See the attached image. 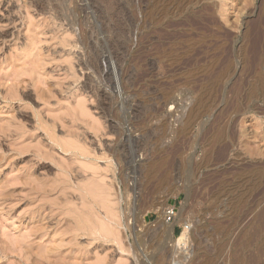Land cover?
Listing matches in <instances>:
<instances>
[{
	"label": "rangeland",
	"instance_id": "rangeland-1",
	"mask_svg": "<svg viewBox=\"0 0 264 264\" xmlns=\"http://www.w3.org/2000/svg\"><path fill=\"white\" fill-rule=\"evenodd\" d=\"M262 18L0 0V264H173L185 224L183 264H264V66L244 60Z\"/></svg>",
	"mask_w": 264,
	"mask_h": 264
},
{
	"label": "bare ground",
	"instance_id": "bare-ground-1",
	"mask_svg": "<svg viewBox=\"0 0 264 264\" xmlns=\"http://www.w3.org/2000/svg\"><path fill=\"white\" fill-rule=\"evenodd\" d=\"M262 19H264V18H262ZM203 21H205V20H203ZM207 21V20H206ZM205 21V22H206ZM196 23V22H195ZM199 23V22H198ZM197 23V24H198ZM206 23H208V22H206ZM196 24V25H197ZM201 24V23H200ZM209 24V23H208ZM255 24V23H254ZM205 25V24H204ZM257 25V24H256ZM258 26V25H257ZM204 27V26H203ZM202 27V28H203ZM206 27V26H205ZM206 28H208V27H206ZM204 30H206V29H204ZM208 30L210 31V29L208 28ZM253 30H254V28H253ZM252 30V31H253ZM208 32V31H207ZM251 34V33H250ZM250 37V36H249ZM249 37H247V38H249ZM205 42H207V41H205ZM212 44H214V43H212ZM202 45V44H201ZM209 46V45H208ZM203 49V48H202ZM205 49V48H204ZM241 50V49H240ZM201 51V50H200ZM195 52H197V51H195ZM199 52V51H198ZM204 52V51H203ZM241 53V52H240ZM239 53V54H240ZM196 54V53H195ZM201 54V53H200ZM193 55V54H192ZM197 55V54H196ZM199 55V54H198ZM211 55V54H210ZM241 55V54H240ZM203 56V55H202ZM209 56V55H208ZM238 56H236V58H237ZM207 58V57H206ZM224 58H226V56L224 57ZM196 59V58H195ZM201 59H202V57H201ZM200 59V60H201ZM194 60V59H193ZM192 60V61H193ZM204 60H205V58H204ZM222 60V59H221ZM245 65H246V67H248V68H251L252 67V70H253V67H255L256 69H259V68H261V67H263L264 66V22L262 21V24L261 25H259L258 27H257V29H256V32H254V35H252V37L250 38V40L248 41V43L246 44V54H245ZM198 61V60H197ZM199 62V61H198ZM203 62V61H202ZM221 62V61H220ZM234 62V61H233ZM223 64V63H222ZM221 66V65H220ZM219 66V67H220ZM222 66H224V64L222 65ZM218 67V68H219ZM225 68H226V66H225ZM215 70H216V68H215ZM223 70H224V67H223ZM222 70V71H223ZM248 70V69H247ZM261 70V69H260ZM245 71V70H244ZM218 73V72H217ZM250 73H251V71H250ZM252 74V73H251ZM262 74V73H261ZM216 75V74H215ZM211 76V75H210ZM249 76V75H248ZM247 76V77H248ZM254 76V75H253ZM259 78V80H261V81H264V78L262 77V76H259L258 77ZM161 97V96H160ZM166 97V96H165ZM165 99V98H164ZM167 99V98H166ZM167 103H168V101H167ZM165 104H166V102H165ZM190 117H191V119H192V117H193V115L191 116V114H190ZM190 123H192L191 121H190V119L187 121V123H185V125H184V127H183V129L184 130H188L189 128H190ZM177 168V167H176ZM178 168H179V166H178ZM246 172V171H245ZM260 173V172H259ZM247 178V177H246ZM247 179H249V178H247ZM246 180V179H245ZM245 182V181H244ZM263 211V210H262ZM163 213V215H161L162 216V224L163 225H165V226H167L169 229L168 230H170L171 231V229H172V226H173V223L174 222H170L169 221V216H167V213L164 211V212H162ZM258 216V215H257ZM259 218V217H258ZM174 219L175 220H178V221H180V219H181V217L179 216V214L178 215H174ZM183 220V219H182ZM177 222V221H176ZM175 222V223H176ZM185 222V221H184ZM191 233H190V227H189V225H184V230H183V232L181 233V235H180V237H178L176 240H174V241H169V242H171L172 243V246H173V248L174 249H176L178 252H183L184 254H186V256H183V259H181L180 257H179V261H178V263H176V264H183V262H184V259H186L187 258V256H188V253H189V247H190V243H191ZM194 235V234H193ZM193 238H194V236H193ZM168 240V239H167ZM171 240V239H170ZM202 240V239H201ZM200 240V241H201ZM202 242V241H201ZM184 245V248H178V246L179 245ZM194 248V247H193ZM164 250V249H163ZM162 251V250H161ZM178 254H180V253H178Z\"/></svg>",
	"mask_w": 264,
	"mask_h": 264
},
{
	"label": "built area",
	"instance_id": "built-area-1",
	"mask_svg": "<svg viewBox=\"0 0 264 264\" xmlns=\"http://www.w3.org/2000/svg\"><path fill=\"white\" fill-rule=\"evenodd\" d=\"M166 213H167V216H169V220L173 219L174 218V215H175V211H174V208L170 207V208H167L166 209ZM183 230H184V227H183ZM178 248H184V245H179ZM180 253L179 256L181 259H183V256H186V254H184L183 252H178ZM179 260H175L173 261V264H176L178 263Z\"/></svg>",
	"mask_w": 264,
	"mask_h": 264
}]
</instances>
